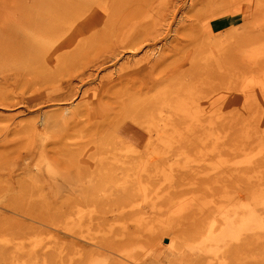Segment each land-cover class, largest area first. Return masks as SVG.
<instances>
[{"label": "rangeland", "instance_id": "obj_1", "mask_svg": "<svg viewBox=\"0 0 264 264\" xmlns=\"http://www.w3.org/2000/svg\"><path fill=\"white\" fill-rule=\"evenodd\" d=\"M0 264H264V0H0Z\"/></svg>", "mask_w": 264, "mask_h": 264}, {"label": "bare ground", "instance_id": "obj_2", "mask_svg": "<svg viewBox=\"0 0 264 264\" xmlns=\"http://www.w3.org/2000/svg\"><path fill=\"white\" fill-rule=\"evenodd\" d=\"M53 43H54V42H53ZM69 46L71 47V45H70V44H69V45H67V47H69ZM63 47H65V46H63ZM63 47H62V48H63ZM67 49H68V48H67Z\"/></svg>", "mask_w": 264, "mask_h": 264}]
</instances>
